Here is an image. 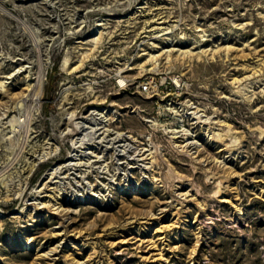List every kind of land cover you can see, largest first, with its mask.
Masks as SVG:
<instances>
[{
    "label": "rangeland",
    "instance_id": "374dc122",
    "mask_svg": "<svg viewBox=\"0 0 264 264\" xmlns=\"http://www.w3.org/2000/svg\"><path fill=\"white\" fill-rule=\"evenodd\" d=\"M101 1L0 0V52L28 67L8 80L9 93L0 85V116L7 121L31 110L30 126L0 125V264H264V0H152L141 30L168 32L151 51L160 54L139 58L136 66L180 72L189 82L185 97L212 116L213 127H222L220 120L228 126L215 137L210 124H198L202 146L195 158L159 132L151 168L115 170L114 164L110 172L71 169L78 165L71 152L87 151L76 110L70 118L81 134L73 137L74 151L72 132L62 139L69 123L64 87L87 53L77 45L83 29L76 18ZM186 49L192 53H180ZM13 69L6 64L0 75ZM122 97L142 103L138 94ZM20 98L28 100L25 107L17 106ZM78 104L88 111L90 104ZM145 107V118L160 123L179 118ZM125 112L123 126L149 146L145 118ZM44 148L51 152L33 168ZM35 197L65 209L36 206ZM59 229L65 233L56 234Z\"/></svg>",
    "mask_w": 264,
    "mask_h": 264
},
{
    "label": "built area",
    "instance_id": "2783aa9c",
    "mask_svg": "<svg viewBox=\"0 0 264 264\" xmlns=\"http://www.w3.org/2000/svg\"><path fill=\"white\" fill-rule=\"evenodd\" d=\"M101 2L102 4L96 2L92 8H87L76 18L80 19L78 24H81L80 27L83 29L78 33L77 45L80 50L87 49V53L82 57L83 68L79 69L77 74H72L73 77L64 87L67 91L64 93L65 99L62 104L69 123L68 130L62 129V139L71 131L73 134L71 151H74L73 137L78 138L81 130L71 120L69 113L71 110L77 111L76 120L80 121L85 115L86 117L95 115L102 127L99 136L97 135L96 140L93 141V152H88L89 156L82 158L86 164L71 165V169L86 166L89 170L104 168L105 171L110 172L114 164H116L115 170L129 169L137 164L145 166L146 156L152 154L154 157L155 150L152 149L151 143L159 132L170 140L176 139V142L181 144V148L183 146L195 150L197 148L195 144L188 142L185 127L193 133L195 138H198L195 127L204 122L207 114L198 103L185 97L189 90L188 80L180 72L154 68L149 71H140L135 64L139 58L148 54L152 55L151 51L158 45L156 41H161L158 37L168 31L158 32V34L155 31L153 34H148L141 30L140 23L152 8L150 5L152 0H104ZM158 18H161L160 21L163 20L162 16ZM92 37L98 38L87 41ZM82 40L87 42L84 43ZM95 43L97 46L94 47ZM80 65L79 63L72 66L70 72H74ZM137 68L140 72L134 73L133 71ZM102 82L108 84L105 89L102 87ZM132 85H136L134 91H130ZM125 93L138 94L142 103L133 105L126 102L127 99L123 100L122 97ZM112 94L116 95L113 97L116 99L107 103ZM78 100H84L85 104H90L87 107L88 111L79 109L82 104L75 105ZM145 106L157 108L159 116L163 112L166 114H171V111L173 114L179 112V118L173 122L160 123V117L150 114L145 115L154 122L149 120L146 123V120L141 118L148 128L145 136L149 146L135 136L134 129L123 126L125 109L127 113L139 116V111L144 112ZM96 107H104L109 111L106 116L99 115L94 111ZM71 122L73 129H70ZM108 127L110 129H107ZM174 130H178L177 134H174ZM60 143L63 146L64 141ZM109 157L112 159H108ZM68 158L67 163L70 161Z\"/></svg>",
    "mask_w": 264,
    "mask_h": 264
},
{
    "label": "bare ground",
    "instance_id": "6f19581e",
    "mask_svg": "<svg viewBox=\"0 0 264 264\" xmlns=\"http://www.w3.org/2000/svg\"><path fill=\"white\" fill-rule=\"evenodd\" d=\"M85 19H83L84 21ZM163 22V21H161ZM35 31V35H36V43L37 44H40V41H41V38H40V33L38 32V30H34ZM168 32V31H167ZM98 37H92L91 39L89 40H92V39H95L97 40ZM82 42H87V41H82ZM39 46V45H38ZM40 47V46H39ZM167 55H171L172 54V48H167L164 50ZM180 53H183L185 55H190L192 53V50L191 49H186V50H181ZM160 53H153L152 54V58H156L157 55H159ZM70 62V59H69V56H66L65 57V60H64V64L65 66H67ZM6 64H12L14 66V69L7 73V75H0V85L3 87L4 89V93H9L10 90H12V87H7L6 85H9L10 83H8V80H10V78H13L15 76H20L23 72H25V70H28V67L27 65H25L23 63V58L21 57H16L15 55H12L10 53L8 54H4L3 52H0V73H5L2 68L3 66H5ZM44 76H45V71L44 73H42L41 75V86L39 87L38 89V92H37V96L36 98L40 97L43 93V85H42V81L44 79ZM29 77V74H27V85L28 86H31L32 82L30 81V78ZM10 89V90H9ZM25 98V97H24ZM24 98H20L17 102V106L18 107H25L26 106V103L28 100H24ZM28 99V98H27ZM95 110V113L99 115H107L109 109H105L104 107H96L94 108ZM30 111L27 112L26 116L25 117H21L20 115L19 116H16L14 115L13 117L9 118L7 121L5 119V117L3 116H0V125L2 124H11L12 125V131H17V130H20L22 126H24L25 124L29 123V126H30V121L31 119L29 118L30 117ZM94 113V114H95ZM70 115L71 116H74L75 115V110H72L70 112ZM139 116L142 117V118H145V116L143 115V113L141 111H139ZM145 120L148 122L149 120L153 121L152 119H148L147 117L145 118ZM204 122L202 124H210L208 125L209 127V131L211 132L212 129H214L215 131H213V134L214 136L216 137H220L223 135L222 133V130L225 126H228V123L226 122H223L222 120L221 123H219V125H223L222 127L220 126H216V127H213L212 126V123L214 122L212 120V116H208L206 119L203 120ZM219 121V120H218ZM154 122V121H153ZM156 123V122H155ZM215 123H218L215 121ZM204 124V125H205ZM217 125V124H216ZM78 126L82 129V134H81V142L80 143H84L86 145V148H87V151H83L81 150L80 152H71L72 154V157H73V161H75V163H72V162H69L67 164H78V165H82V164H86L84 160H81L80 158L84 155H88L89 156V153L88 152H93V146H94V140H96V136L100 134V129H101V125H100V120L98 119V117H95V115L91 116H85L84 119L82 121H79L78 122ZM216 128V129H215ZM28 129V128H27ZM107 129H110L109 127ZM185 131L187 133V136H188V142L192 143V144H195V146L197 147V149L193 150V152H191L189 150V148H185L182 146L181 148V144H178L176 142V139H172L170 140L172 143H173V146L175 148H177L179 151H182V152H187L188 155H191L193 158H195L199 148H201L202 146V142L198 139V138H195L193 136V133L185 127ZM218 129V130H217ZM30 130V128L28 129ZM178 130H174V134H177ZM190 138V139H189ZM74 143H77V139L75 138V140H73ZM89 149V151H88ZM51 151L48 150V149H43V152L41 154V156L39 157V160L37 162L34 163L33 165V168L36 166L39 165V163L43 160V158H45ZM181 153V152H180ZM155 155V154H154ZM154 158L153 155H148L146 156V159H147V163L145 166H143L144 168L143 169H147V168H151L152 167V164L154 163V161L156 160L157 161V158L155 157V159H152ZM65 165L64 164H61V165H58L57 167H55V170L52 171V174L55 173V171H59V169H62ZM100 167V166H99ZM32 168V169H33ZM120 168V167H119ZM120 170H124V169H120ZM100 172H108V170H104V168H100L99 170ZM103 174V173H102ZM105 174V173H104ZM182 181H185L184 179H182V177L179 178V180L177 182H182ZM221 183V181H220ZM90 186L92 187V183L89 182ZM22 193H23V190H22ZM34 202H36V206L39 205H46L48 206L49 208H54L55 210H57V212H62L65 208L64 206H62L61 204H58L56 205V203H51V202H44L42 201L41 197H35L34 199ZM65 233V229H59L56 231V234H60V235H63ZM75 263L77 264H81L82 262L79 261V260H75Z\"/></svg>",
    "mask_w": 264,
    "mask_h": 264
}]
</instances>
